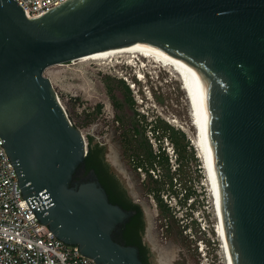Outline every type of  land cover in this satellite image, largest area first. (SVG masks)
Here are the masks:
<instances>
[{"label":"water","instance_id":"water-1","mask_svg":"<svg viewBox=\"0 0 264 264\" xmlns=\"http://www.w3.org/2000/svg\"><path fill=\"white\" fill-rule=\"evenodd\" d=\"M61 7L34 18L0 0V136L24 196L44 198L41 221L99 264H144L137 246L115 239L133 212L110 201L94 170L73 183L89 146L45 71L153 42L191 73L235 264H264V0H80L59 15Z\"/></svg>","mask_w":264,"mask_h":264},{"label":"rangeland","instance_id":"rangeland-1","mask_svg":"<svg viewBox=\"0 0 264 264\" xmlns=\"http://www.w3.org/2000/svg\"><path fill=\"white\" fill-rule=\"evenodd\" d=\"M132 53L84 61L73 59L48 67L45 74L51 79L72 122L82 130L88 146L103 147L113 172L142 206L146 225L144 240L151 250V261L169 264L179 259L182 264H226L223 243L217 232L218 220L211 187L195 142L196 127L192 123L190 103L181 80L166 65ZM137 60L146 66L143 68L150 70L149 84L136 80L132 75L134 68L131 65L141 68ZM120 79L124 81V87H129L131 102L128 107L116 108L109 96L121 99L123 87ZM117 115L122 117L119 118L120 123L116 122ZM122 119L127 125L139 126L142 132H122L120 128L125 125ZM166 124L185 131L193 144L195 160L186 159L188 156L183 158L181 178L198 194L185 203L183 198L180 201L168 196L172 188L167 186L164 200L175 207L169 218L161 214L156 200L148 192L149 177L143 179L144 175L135 169L130 154L132 149L127 146V142L134 138L149 137L156 148L154 137L148 135H152V127L163 128ZM164 146L174 169L177 166L176 152L167 139ZM196 159L202 164L201 170L197 168ZM160 173L168 177L166 168L161 167ZM198 176H201L200 182ZM177 178L181 181L180 176ZM187 219L191 221L190 226L184 227Z\"/></svg>","mask_w":264,"mask_h":264},{"label":"built area","instance_id":"built-area-1","mask_svg":"<svg viewBox=\"0 0 264 264\" xmlns=\"http://www.w3.org/2000/svg\"><path fill=\"white\" fill-rule=\"evenodd\" d=\"M67 1L16 0L34 18L52 13ZM43 199L24 196L19 172L0 136V264H99L41 221L37 211Z\"/></svg>","mask_w":264,"mask_h":264},{"label":"trees","instance_id":"trees-1","mask_svg":"<svg viewBox=\"0 0 264 264\" xmlns=\"http://www.w3.org/2000/svg\"><path fill=\"white\" fill-rule=\"evenodd\" d=\"M120 82H122L123 91H128L127 93L129 94V87H124V81L122 79H120ZM152 128V135L148 136L154 137L157 145L156 148L152 146L153 143L150 142L149 137L146 139L134 138L132 141L127 142V146L132 149L130 154H132L131 159L135 163V169H141L142 172H139L144 174L143 179L147 180L149 177L148 192L152 194L156 200L161 214L165 218H169L172 213L175 212V207L164 200L163 194L168 192L167 186H171L172 188V191L169 192L170 194H167L168 196L180 201L183 198L185 203H187V201L192 198L194 194L198 195L195 190H192L190 187L186 186L181 178L183 158L188 156L186 159L191 158L195 160L196 153L192 148L193 144H191V140L185 131L167 124L163 128H160V126ZM165 139L172 143L173 150L176 152L177 166H174V169H172L173 166L170 162L169 153L166 152L167 147L164 146ZM103 157L104 151L102 150V147H100V145L90 144L88 154L84 161L86 170L89 171L93 169L96 172L112 203L118 204L126 210L135 211V215L130 219V221H128V223H126L125 227H123L122 234L116 235L117 238L115 236V239L127 245L137 246L140 250V257L144 264H148V259L145 255L147 246L143 243V234L145 233L146 227L143 208L139 203L134 202L132 197L125 198L123 195L117 194L112 190L113 182H117L122 190L124 189V192L125 186L121 183V181L119 182L116 177H114V180H110L103 175ZM196 165H198L197 168L201 170L200 165L202 164L199 162V160H197ZM161 167L166 168L168 173L167 178L165 175L160 173ZM157 171L158 173H156ZM177 176H180L181 181H179ZM174 180L176 181L175 183ZM198 181H201V176H198ZM177 182L179 185H177ZM191 219L193 220V217ZM187 221L188 223L183 221V223L185 222L184 227L190 226L189 224L191 221H189V219H187Z\"/></svg>","mask_w":264,"mask_h":264},{"label":"bare ground","instance_id":"bare-ground-1","mask_svg":"<svg viewBox=\"0 0 264 264\" xmlns=\"http://www.w3.org/2000/svg\"><path fill=\"white\" fill-rule=\"evenodd\" d=\"M79 1L80 0H68L64 5H62L61 12L59 13V15L67 14ZM124 52H133L132 54L138 53L145 56L146 58H151V60L155 63L164 64L167 67L171 68L176 73V76L178 75V78L181 80L182 87L185 90L187 94V98L190 103L191 112L194 111V113L191 114V118L193 125H195L196 127L195 142L197 143L198 146L197 148L199 150L200 157L202 158V162L204 165L203 167L206 172L207 180L209 186L211 187L213 205L218 220L217 232L221 237V242L223 243L222 245L224 248L226 264H235V260L232 254L229 237L227 233L226 220L222 209V197L220 193L219 181L210 154L206 134L200 116L197 111L196 101L193 92V84L191 80V73L188 69V66L186 65L182 57L174 54L173 52L153 42L150 43L138 42L120 49L102 51L99 53L87 55L76 59L84 61L88 59L106 58L113 56L114 54L124 53ZM134 61L136 62V55H134L133 62ZM195 119L196 122L193 121ZM198 129H200L201 131L199 132V134H198ZM217 210L218 212L220 210L219 214L217 213Z\"/></svg>","mask_w":264,"mask_h":264},{"label":"flooded vegetation","instance_id":"flooded-vegetation-1","mask_svg":"<svg viewBox=\"0 0 264 264\" xmlns=\"http://www.w3.org/2000/svg\"><path fill=\"white\" fill-rule=\"evenodd\" d=\"M120 96H121V99H115L114 97H112L110 95L109 96L110 102H112L113 105L116 108L117 107L120 108V107H123V106L128 107L130 105V102H131L130 95L127 92H124L123 91V93H121ZM98 108H101V107H98ZM116 117H117L116 122L117 123H120L119 122V118H122V117H120L119 115H117ZM122 124H125V120L124 119H122ZM120 129H121L122 132H136V131L137 132H142V129L139 126H135L134 124H131V125L125 124ZM100 147H102V146H100ZM102 150L104 151L103 147H102ZM91 170H93V169H91ZM91 170L87 171L85 164H83L77 170V172H76V174L74 176V179H73V183L86 181L88 179V175H89V173H90ZM102 173L108 179L114 180V177H116L118 179V181L120 182V180L117 177V175L113 172V170L111 168V165L107 161V158L105 156V152H104V157H103V161H102ZM112 190L115 193H117V194L123 195L125 198L132 197L130 195L129 191L125 188V192H124L123 191L124 189L122 190V188L120 187L119 184H117V182H113ZM134 202H136V201L134 200ZM136 203H138V202H136ZM131 211L133 212V215L125 223L121 224V226L118 228V230L115 231V236L122 234L123 227H125L126 223H128V221H130V219L135 215V211H133V210H131ZM145 229H146V227H145ZM144 234H143V243L147 246L146 247V251H145V255L147 256L148 264H157V263H154L153 261H151V250L148 247V245L145 243ZM116 238H117V236H116ZM169 264H182V263H181V261L179 259L178 260L177 259H174V261L171 262V263H169Z\"/></svg>","mask_w":264,"mask_h":264},{"label":"clouds","instance_id":"clouds-1","mask_svg":"<svg viewBox=\"0 0 264 264\" xmlns=\"http://www.w3.org/2000/svg\"><path fill=\"white\" fill-rule=\"evenodd\" d=\"M134 69H133V73L132 75H135L136 77V80L138 81H141L142 83H148L149 80L148 79H151V75H150V70L148 68H137L133 65H131ZM138 73H141L143 76H137ZM149 84V83H148Z\"/></svg>","mask_w":264,"mask_h":264}]
</instances>
